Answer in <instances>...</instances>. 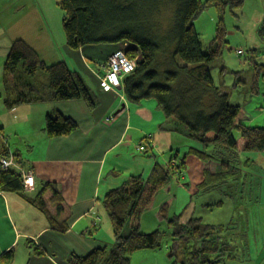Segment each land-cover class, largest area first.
Returning <instances> with one entry per match:
<instances>
[{"label":"trees","instance_id":"16d2710c","mask_svg":"<svg viewBox=\"0 0 264 264\" xmlns=\"http://www.w3.org/2000/svg\"><path fill=\"white\" fill-rule=\"evenodd\" d=\"M244 1L57 0L64 12L62 28L67 47L127 43L125 55L135 63L133 70L121 80L125 102L139 104L153 100L165 119H170L172 125H167L168 128L196 143L189 145L184 155L175 149L165 163L155 161L146 178L130 174L109 189L100 205L109 219L113 242L86 254L70 253L68 264H129L132 253L160 250L167 238L178 243L177 258L170 264H223L236 257L233 244L221 239L220 234L227 226L202 223L195 218L180 222V215H175L167 219L168 231L141 232L139 219L159 188L183 176L188 155L215 164L213 170L208 166L203 169V179L197 187L199 193L238 176L241 149L233 131H239L244 137L243 151L264 149V127L238 122L239 105L229 101L228 94L214 84L211 75L212 62L222 54L226 44L224 15L229 12L237 16ZM209 7L214 8L217 20L212 38L203 44L192 21ZM256 31L259 42L264 44V23ZM42 73L47 75V84L40 80ZM259 75L264 79V63H254V80ZM2 87L3 104L9 109L19 104L71 99L83 100L88 109L96 106L77 71L62 60L45 64L37 51L21 38L13 39L9 45L2 67ZM76 127L75 120L58 111L45 115L44 130L48 136L69 134ZM137 149L144 157H155L148 138H141ZM9 154L3 144L0 158ZM48 188L52 190L49 201L58 212L62 202L54 184H45L36 196H25L19 172L12 167H0V191L20 193L55 225L58 220L42 197ZM162 209L165 208L162 206ZM127 221L131 225L124 232ZM25 245L33 253L43 254V249L30 238ZM12 249L0 255V264H11ZM172 256L169 252L168 257Z\"/></svg>","mask_w":264,"mask_h":264},{"label":"rangeland","instance_id":"374dc122","mask_svg":"<svg viewBox=\"0 0 264 264\" xmlns=\"http://www.w3.org/2000/svg\"><path fill=\"white\" fill-rule=\"evenodd\" d=\"M263 13L264 0H245L237 16L229 12L225 13L226 44L222 54L212 62L214 66L211 75L214 84L228 94L231 103L239 105L237 121L246 126L264 127V79L259 75L258 79L254 80V63H264V58L260 57L257 51L259 40L257 31L255 32L263 23L260 20ZM213 14L214 19H217L214 8L209 7L192 21L201 31L200 38L204 43L213 35L214 26L211 23ZM63 17L64 12L57 4V0H0V68L2 69V64L7 59L11 41L16 38L25 40L33 47L45 64L56 62L57 60L53 58L59 57L60 61L65 63L67 61L69 68L74 65L71 69L81 73L87 80L92 76L90 72L99 73V59L112 53L110 46L117 45L119 49H123L121 42L87 44L86 46H92V51L84 52L83 64L76 55L78 50L69 49L65 43ZM239 49L243 54L236 53ZM74 55L77 56L76 59ZM40 80L47 84V75L42 73ZM95 91L97 95L101 93L100 90ZM109 94L117 103L122 104L119 95ZM167 121L165 120L162 127L165 128L166 124L172 125ZM114 131L119 132L117 128ZM153 134L159 147L163 145L164 138L173 139L175 142L177 140L176 149L180 151V155H184L189 145H196L179 132L164 130ZM233 136L241 149L238 176L216 185L209 191L192 196L197 188H194L196 181L199 180L197 176L200 178V168L208 166L213 170L214 163L188 155L183 174L185 178L181 181L173 179L159 188L147 208L141 213L139 219L141 232L155 229L168 231L167 219L175 215H180V222L195 218L202 223L221 224L227 226V229L220 234L221 239L233 244L236 254L234 259L227 260L223 264H264V149L243 151L244 137L239 131H233ZM107 141L108 139L99 140L101 145H105ZM137 142L139 143V139H134V152L143 158L144 155L137 149ZM153 150L155 161H165L167 151L155 147ZM144 158L153 165V157ZM149 172L150 169L146 168L143 177L146 178ZM219 201H221L220 205H215ZM98 203L97 211L103 222L99 221L96 237L100 242L104 241L110 245L113 242L110 222L100 201ZM162 206L165 209L161 210ZM130 225L131 221L125 223L124 232L129 230ZM4 228L6 235L12 237L7 221L4 222ZM23 242L24 239L21 238L12 244L15 259L12 264H26L28 261V264H47L42 254L28 256ZM176 244L178 243L171 242L167 238L160 250L136 251L131 254L132 261L130 260L129 264H170L177 258ZM169 252L173 253L172 258L168 257Z\"/></svg>","mask_w":264,"mask_h":264},{"label":"crops","instance_id":"0c3cea01","mask_svg":"<svg viewBox=\"0 0 264 264\" xmlns=\"http://www.w3.org/2000/svg\"><path fill=\"white\" fill-rule=\"evenodd\" d=\"M214 18L213 14L211 23L215 27L217 19ZM260 20L264 23V13ZM194 27L201 35L196 25ZM209 40L202 42L207 44ZM120 44L123 49L127 46L124 42ZM91 47L83 46L77 49L76 55L83 64V54L92 51ZM110 47L112 53L120 50L117 45ZM257 51L259 56L264 58V44L259 41ZM110 54L101 57L100 63ZM76 55H74L75 59ZM58 58L55 56L53 60L59 61ZM72 66L71 68H74V65ZM98 72L97 74L90 72L92 76L88 80L77 72L96 102L93 109H88L81 99L45 100L15 105L9 109L3 104L0 68V147L4 144L8 152L13 155L16 166L12 168L17 171L19 168L30 171L33 175L32 188L22 191L25 196H36L45 184L51 183L59 191L62 202L61 209L56 212L55 206L49 201L52 190L48 188L42 194L43 199L48 203L49 212L58 220L57 224L51 225L45 214L31 205L23 195L0 191V255L13 248L11 246L15 240L18 242L21 238L24 239L23 247L26 249V254L35 255L25 245L26 239L30 238L43 249L42 255L45 256L47 264H68L67 256L70 253L82 255L106 244L96 237L99 221L103 222L97 211L98 202L109 189L118 186L117 184L122 183L128 175H142L146 168L151 169L153 166L147 158H142L134 152V139L140 141L143 137L148 138L152 142L153 149L155 147L167 151L165 161H161L164 163L173 150L178 148L177 140L175 142L173 139L164 138L161 147L155 142L154 132L171 130L168 124L165 128L162 127L167 119L157 109L153 100L130 104L125 102L120 87L103 91L99 86L101 67ZM95 90H100L101 93L97 95ZM109 93L119 95L122 104L117 103ZM54 111L75 120L76 129L69 134L48 136L44 130L45 115ZM110 119L112 120L107 123L106 121ZM116 128L119 132L114 131ZM101 139L108 141L105 145H101L99 142ZM237 146L240 148L238 144ZM153 161L155 162L154 157ZM204 168L205 166L200 168V178L197 176L199 180L196 181L194 188L202 181ZM184 178V175L181 176L179 181ZM196 194H198L197 188L192 196ZM5 221L9 224L12 237L6 235ZM59 227L65 228L61 230ZM14 260L13 258L12 262ZM28 263L29 261L26 262Z\"/></svg>","mask_w":264,"mask_h":264},{"label":"built area","instance_id":"2783aa9c","mask_svg":"<svg viewBox=\"0 0 264 264\" xmlns=\"http://www.w3.org/2000/svg\"><path fill=\"white\" fill-rule=\"evenodd\" d=\"M236 53L242 54L241 50H236ZM135 61L125 55L124 49H120L111 53L107 59L100 63L102 68V76L100 77V88L103 91H110L120 87L121 80L124 75L130 73L134 68ZM14 159L11 154L0 158V167L7 169L15 167ZM23 182L24 190H30L33 186V175L30 171L18 170Z\"/></svg>","mask_w":264,"mask_h":264}]
</instances>
